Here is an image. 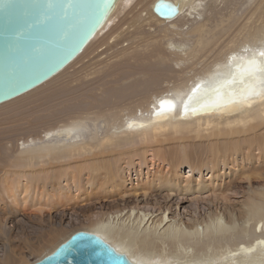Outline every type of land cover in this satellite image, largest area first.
<instances>
[{"label":"bare ground","instance_id":"6f19581e","mask_svg":"<svg viewBox=\"0 0 264 264\" xmlns=\"http://www.w3.org/2000/svg\"><path fill=\"white\" fill-rule=\"evenodd\" d=\"M171 1L180 13L167 20L154 13L156 0H120L70 65L0 105V236L11 239L36 214L25 208L32 195L49 187L58 197L47 215L55 212L61 228L31 226L46 234L28 241L35 261L84 229L139 264H264V0ZM99 48L115 50L97 70L91 58L98 86L81 90L99 89L101 100L72 91L83 82L62 84ZM72 92L82 95H66L64 120L51 100ZM37 97L52 106L38 109ZM241 193L239 215L226 207L227 217L190 224L168 205ZM159 196L167 208L156 214L148 205ZM80 202L100 211L76 229L62 226L64 209H55ZM0 247L2 264L35 262L13 243Z\"/></svg>","mask_w":264,"mask_h":264},{"label":"water","instance_id":"95a60500","mask_svg":"<svg viewBox=\"0 0 264 264\" xmlns=\"http://www.w3.org/2000/svg\"><path fill=\"white\" fill-rule=\"evenodd\" d=\"M120 0H0V105L43 85L70 65ZM171 20L179 4L156 0ZM33 264H139L102 235L78 230Z\"/></svg>","mask_w":264,"mask_h":264},{"label":"rangeland","instance_id":"374dc122","mask_svg":"<svg viewBox=\"0 0 264 264\" xmlns=\"http://www.w3.org/2000/svg\"><path fill=\"white\" fill-rule=\"evenodd\" d=\"M242 0H238L237 2L240 4V2H241ZM249 4L248 5H244V6H241L242 7V10H247L249 7ZM126 43H128V42H125V44ZM117 48V47H116ZM102 49V48H101ZM111 50V49H110ZM110 50L109 49H107L106 51L108 52H105L106 53V55H105V53L104 52H102V53H100V48L98 49V52H97V54H99L100 53V55H102L101 57L100 56H97V58H96V55H95V53L93 54V56L91 55L90 57H89V59H86L84 62V64H79L76 68V71H74L75 72V74H71V77L69 76V78L68 77H66L67 79H63V83L62 84H66V83H68V84H70V85H74V87H76L75 85H78L77 83H81V82H83V83H85L84 84V86H81V84L79 85V89H76V88H73V86H70L73 90V92L74 93H79V92H81L82 94H85V93H91L95 98L94 99H98V100H101V95L100 94H102L101 93V90H99V89H96L94 92H87L88 91V85L91 87V88H93L92 86L94 85V88H96V86H98V83H97V80H96V78H95V75H96V77H97V75L98 74H96V73H92V74H90L88 71H90V72H93L95 69H93L94 68V66H95V68H96V70H97V68H98V66H99V68L100 67H102L101 65H104V63L102 62V61H105L106 59H109V56H110V53L112 52V51H114L115 50V48L114 49H112L111 50V52H110ZM113 53V52H112ZM103 55H105L104 57H103ZM91 58H94L93 59V64L95 63L96 65H94V66H92L91 65V67H90V62H91ZM95 58H96V60H95ZM98 59V60H97ZM96 61L98 62V63H96ZM100 61V62H99ZM89 62V63H88ZM102 62V63H101ZM86 63H88V65L86 64ZM91 64H92V62H91ZM85 65V66H84ZM84 66V67H83ZM88 66V67H87ZM87 67V68H86ZM92 69V70H91ZM90 75H93V76H90V77H93V80L90 78V77H87L89 74ZM85 74H87V76L85 75ZM80 75V76H79ZM87 77V80L88 79H91L92 81H87L86 80V77ZM82 76V77H81ZM83 77H85V80H84V78ZM79 81V82H78ZM95 81V82H94ZM60 85H61V82H58ZM57 83V84H58ZM83 83H82V85H83ZM57 84H56V86H57ZM58 84V85H59ZM86 85V86H85ZM78 87V86H77ZM83 87H85V88H87V91L85 90V88H84V91L83 90H81V89H83ZM93 88V89H94ZM98 90V91H97ZM73 92L72 93H70V94H67V93H63L62 95H60V96H58V97H55L54 99H52L51 100V104H54V105H56V108L57 107H59L58 108V112L57 113H60L61 111L60 110H62V109H64V108H62L63 106L64 107H66V106H68V105H65V104H67V103H69V102H67V98H66V95H71V94H73ZM69 93V92H68ZM78 94L79 96L80 95H82V94ZM77 94L75 95H71V97H74V96H78ZM96 95H98V96H96ZM99 95H100V97H99ZM68 98H69V96H67ZM81 97H83V96H81ZM80 97V98H81ZM97 97V98H96ZM100 99H99V98ZM40 98V100H37V99H39ZM41 98L42 97H37V99L35 98L33 101H35V103L34 104H36L35 106H37V105H41V107H39L38 109H43V107L45 106H47V107H49V106H52V105H42L44 102H45V100H41ZM80 98L77 100V102L78 101H80ZM47 101H49V99L48 100H46V102L45 103H47ZM61 101V102H60ZM62 101H63V104L64 105H62ZM90 101V100H89ZM92 101V100H91ZM60 102V103H59ZM31 103H33V102H31ZM58 103V104H57ZM33 104V105H34ZM48 104H50V102H48ZM31 105V104H30ZM53 105V106H54ZM60 105H62V107H60ZM81 106V105H80ZM60 114H62L63 116H64V120H66V119H68V116L69 115H67V114H63V113H60ZM57 115H59V114H57ZM63 116H58L57 117V119L59 118H61V120L63 119ZM59 119L57 120V121H59ZM6 126V125H5ZM5 126H2V127H5ZM45 138H46V134H45ZM262 164V163H261ZM3 167H5V166H3ZM1 170V169H0ZM4 170V169H3ZM189 170H190V168H189V166H187V165H185V166H183L182 167V172L184 173V174H186V175H189L190 174V172H189ZM133 172V171H132ZM191 172H193V171H191ZM193 173H195V172H193ZM205 173H207V171H205ZM132 174V173H131ZM197 175V174H196ZM132 176V175H131ZM132 177H134L135 178V175H133ZM205 177H207V175L205 174ZM134 180V179H133ZM20 189H23L24 188V186L25 185H23L22 183H20L19 185H17ZM30 190L31 189H33V185L32 186H27ZM56 191H54V190H51L49 187L47 188V192L46 193H48V194H46V193H44V194H40V192H38V196L37 197H34V195H32L29 199H28V205H26V210H27V212H32V213H36V214H28L27 216L28 217H26V218H28L27 219V221H26V223L25 222H23V223H21V224H23L22 226L20 225V224H18L19 225V234L18 233H16L14 236H12L11 237V239H8L7 240V238H4L2 235L0 236V246H3V248L5 249L6 247H4V242H7L8 244H11V243H13V245H14V250L15 251H17L18 250V252L19 253H22L23 252V254L25 255L24 256V258H25V260L26 261H28V262H34L35 260H36V258L38 257V254L35 252V253H32L30 250H29V248H28V245H29V242L31 243V244H38V242L43 238V237H46V234H42V232H40V231H37L36 233H34L33 231H35V229L34 228H32L33 226L34 227H39V228H46L47 226H48V228H50V226L51 227H55V228H58V226H59V220L57 219V217L54 215V214H56L55 212H53L52 213V215H53V217H52V220L51 221H49L48 222V219H49V216L47 215L48 213H51L53 210H50V207H52V206H56V203L58 202V201H56V198H58L57 197V195H55L54 193H55ZM208 194H205V196H207ZM237 196V195H236ZM241 196H242V193L241 194H238V196L237 197H233L232 196V201H214L213 203H212V201H211V199L210 200H206V199H200V200H198V201H194V200H191V201H188V202H184V203H180L179 204V206L178 205H176L175 203H171V202H169L168 203V205H170V208H171V213H172V215H178V213H180V215L182 216V220L185 222V223H187V224H190V222H189V218H191V217H195V218H198V219H203V218H208L207 217V215L208 214H210V213H213V212H220V213H222L225 217H227V215L229 214V212L232 210L234 213H237L238 215H239V213H238V207H239V203H240V201H241ZM157 198H160V196L159 197H157ZM212 198V197H211ZM33 200H35V201H33ZM52 200H55V202H52ZM60 201H62V200H60ZM194 201V202H193ZM211 201V202H210ZM231 202V203H230ZM80 204H83V203H79V204H73V205H67V206H61V207H57L56 209H55V211H59V210H63L64 209V211L62 212V213H64V214H66L65 215V218L66 219H64L63 220V223L61 224L62 226H65V225H67V229L68 228H72V229H76L77 227H79V226H81V225H83V224H87L88 223V217L89 216H92V214L94 213H96L97 211H100V208H97V206H99L98 204H86V205H80ZM76 205V206H75ZM89 205V206H88ZM226 205H228V206H226ZM87 206V207H86ZM95 206V207H94ZM149 207V210L150 211H152V212H155L156 214L157 213H159L160 212V210L161 209H166L167 207H166V202L163 200V198H160L159 199V204H155V202H154V200L152 199L151 200V202L149 203V205H148ZM186 206V208H184ZM233 206V207H232ZM121 207H123V206H121ZM226 207H229V208H231V210L230 209H226ZM85 208V209H84ZM106 208H108V207H106ZM105 208V210H112L113 208H109V209H106ZM67 209V210H66ZM98 209V210H97ZM68 211V212H67ZM72 211V212H71ZM166 212H167V210H166ZM43 213H45V214H43ZM70 213V214H69ZM75 213H76V215H75ZM38 214V215H37ZM93 214V215H94ZM68 215L70 216V218L68 217ZM47 216V217H46ZM55 216V217H54ZM73 216V217H72ZM69 219H68V218ZM1 218H2V216H1ZM41 218H44V219H41ZM46 218V219H45ZM72 218V219H71ZM69 221V222H68ZM51 222H52V224H51ZM50 223V224H49ZM25 225V226H24ZM32 226V227H31ZM59 228H61V226H59ZM6 239V240H5ZM5 240V241H4ZM2 241V242H1ZM29 241V242H28ZM11 242V243H10ZM3 244V245H2ZM44 247V245H43V243H41L40 245H39V249H42ZM0 249H2V247H0ZM4 253L3 252H0V264H2L3 262H4ZM20 264H22V263H20Z\"/></svg>","mask_w":264,"mask_h":264},{"label":"snow or ice","instance_id":"6c2138e0","mask_svg":"<svg viewBox=\"0 0 264 264\" xmlns=\"http://www.w3.org/2000/svg\"><path fill=\"white\" fill-rule=\"evenodd\" d=\"M262 55H264V53H262Z\"/></svg>","mask_w":264,"mask_h":264}]
</instances>
